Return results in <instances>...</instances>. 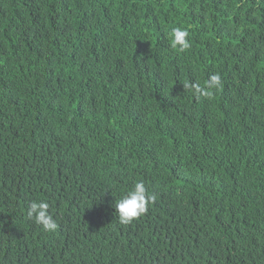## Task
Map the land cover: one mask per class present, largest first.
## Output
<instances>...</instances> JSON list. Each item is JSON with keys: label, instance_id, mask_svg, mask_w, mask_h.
<instances>
[{"label": "trees", "instance_id": "obj_1", "mask_svg": "<svg viewBox=\"0 0 264 264\" xmlns=\"http://www.w3.org/2000/svg\"><path fill=\"white\" fill-rule=\"evenodd\" d=\"M0 264H264V0H0Z\"/></svg>", "mask_w": 264, "mask_h": 264}, {"label": "clouds", "instance_id": "obj_2", "mask_svg": "<svg viewBox=\"0 0 264 264\" xmlns=\"http://www.w3.org/2000/svg\"><path fill=\"white\" fill-rule=\"evenodd\" d=\"M189 33L182 28H175L171 33V47L180 51L190 47ZM221 84V77L213 75L209 87H218ZM201 91V89H197ZM208 94V93H206ZM154 195H149L142 182H136L127 190L114 204L115 214L120 224H129L136 218L143 215L150 201L154 200ZM49 204L44 201H33L28 208V217L36 224L41 225L45 231H55L57 224L52 215L48 212Z\"/></svg>", "mask_w": 264, "mask_h": 264}]
</instances>
